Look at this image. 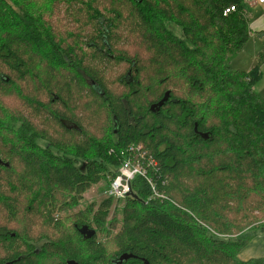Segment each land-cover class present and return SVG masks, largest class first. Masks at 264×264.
I'll return each mask as SVG.
<instances>
[{
	"label": "trees",
	"instance_id": "16d2710c",
	"mask_svg": "<svg viewBox=\"0 0 264 264\" xmlns=\"http://www.w3.org/2000/svg\"><path fill=\"white\" fill-rule=\"evenodd\" d=\"M245 1L42 3L52 16L63 11L61 36L36 11L38 0H27L31 10L0 0V25L4 9L18 31L0 39V88L17 91L12 104H0V125L20 124L11 152L0 155L8 165L0 168L6 185L0 223H23L19 198L25 190L35 193L22 236L12 230L14 236L0 237V264H47L49 253L59 256L50 264H115L123 254L131 258L122 264H264L238 259L254 238L245 232L264 234V225L252 226L264 219V103L253 89L259 65L243 73L228 67L249 36ZM63 119L76 129L62 126ZM126 161L144 167L151 185L139 177L132 190L137 199H115L112 215L120 219H108L111 197L74 214L71 224L96 230L91 238L81 239L72 225L78 244L69 233L58 238L60 213L78 207L100 182L108 188ZM37 218L52 227L51 237L34 232ZM24 236L43 241L42 249L24 250ZM108 243L115 250L106 259Z\"/></svg>",
	"mask_w": 264,
	"mask_h": 264
},
{
	"label": "rangeland",
	"instance_id": "374dc122",
	"mask_svg": "<svg viewBox=\"0 0 264 264\" xmlns=\"http://www.w3.org/2000/svg\"><path fill=\"white\" fill-rule=\"evenodd\" d=\"M46 2H49L50 4V0H38V4L36 5L35 8L37 12H39V14L42 16V19L43 20H46L48 24H51L53 26V29L55 30L56 28L59 30V35H61L62 33H64L66 31L67 28H61L60 25H64L65 24V20L63 19V16H62V13L63 11H59V13L57 14L56 16V13H53V16H52V10H51V7L50 9H46L44 6H41L42 3H46ZM17 3L19 4V7L20 6H23L25 9H33V7H29L27 5V0H17ZM8 4L9 5H12V7L14 8L13 10L17 11V8L13 3H11L10 1H8ZM48 4V5H49ZM3 15H6L4 16L5 17V23L0 25V39L2 40V37L7 33H15V32H18L17 29L14 28L12 22H10V18H8V14H7V11L6 10H2L1 11ZM49 16H52V18H50ZM56 16V17H55ZM9 21V22H8ZM167 26V25H166ZM171 28V29H175L173 26L169 25L168 28ZM174 32L176 33V36L180 37V33L177 29L174 30ZM63 36V35H61ZM236 56H233L231 59H230V63H228V67L231 71H239V72H245V68H247V66H245L244 63H238L236 61H242V56H239L237 58H235ZM40 58V57H39ZM40 60V59H38ZM118 74V73H117ZM114 76V75H112ZM15 86L13 85H7V87H3V88H0V104L2 105V107H7L8 104H12L13 100L16 98L15 94H17V91L14 89ZM21 88V87H20ZM15 90V91H14ZM14 93V95L12 94ZM12 95V96H11ZM16 100V99H15ZM44 100V99H42ZM46 101V100H44ZM204 110H205V113L208 111V115L211 113V107L213 108V105L208 107V96L206 95V97H204ZM202 101V102H203ZM87 102H90V97L87 99ZM78 103L80 104V106H82L83 103H85V101L81 100V102L78 101ZM202 109V108H201ZM204 119H205V116H204ZM4 123V121H3ZM6 123V124H5ZM4 123V127L3 128L1 125H0V155H2L4 152H11V147H9V145L13 144L16 139L14 138V135H15V132H16V129L17 127L20 126L19 122H14L10 119H8L6 122ZM40 145H44V141H41L39 143ZM130 152H135L137 153V150L133 147V146H130L129 149H128ZM134 168H140V166H135V165H131L128 169H129V173H130V179L129 181H126V180H121L123 178L122 175V171H121V168H119L115 173L114 175L112 176L111 174L108 175L107 177V180L110 176H112L110 179V182H114L115 184H119L120 183V186L125 188V189H128L126 190L127 192V195L126 197L128 198L129 197V194L132 193V190L135 191V182L137 179H139V177H142V176H139L138 173L140 172L138 170V172H134L132 169ZM15 171V172H13ZM12 173L14 175H17L16 173V169L15 167L13 166V170H12ZM11 173V174H12ZM12 174V175H13ZM20 174V173H18ZM11 175V176H12ZM127 177V176H125ZM3 178L0 177V190H5L6 188V185L4 184ZM140 180V179H139ZM117 182V183H116ZM15 184H18V182H14ZM25 185H29L28 182H23ZM19 185V184H18ZM135 185V186H134ZM110 186V184H109ZM108 186V187H109ZM35 194V193H34ZM34 194H31V192L28 190L26 191L25 190V193L21 195V197L19 198V204H18V207L17 209L21 208V214H20V217L22 218V221L23 223H19V224H15V223H11L10 225H8L7 227H5L2 223H0V228H5L6 230L10 231V232H13L12 230L14 231H20V235L22 236V228L25 227L24 225V222H29L31 219L29 218V216L27 215V212H26V209H28V202L29 201H32L33 197L32 195ZM133 194V193H132ZM59 195V193H58ZM152 198H153V193H152ZM108 188H107V183L105 184L104 182H100L99 184H97L96 186L92 187L90 190H88L84 195H83V198H82V201L80 203V205L78 207H74V208H70L65 214L62 212L60 213V216H59V219L61 220V222H58L59 224H57L55 227L56 230H58V235H56L58 238H60L59 236H64V234L66 233H69L71 235V241L72 242H75L76 244H78V238H76L73 233H72V230H71V223H76L77 219L74 218V214H76L78 211H80L81 209H83V207H85L86 205H92L94 207H98V205H100L102 202H104V200L106 201V199L108 198ZM125 197V198H126ZM124 198V199H125ZM129 198H132V197H129ZM113 199V198H112ZM58 202L61 201V192H60V195L58 196ZM114 203H115V199L112 200V206L110 208V213H109V217L108 219H111L112 217L116 216L117 219H120L119 217V214L117 213H113L112 215V208L114 206ZM19 211V213H20ZM53 215H55V218L58 217V213H53ZM19 217V216H18ZM33 220V219H32ZM1 221V220H0ZM35 223H32V226H33V229H34V232L37 233V234H42L43 231V235H47L49 237H51L50 233H48L49 231L52 230V227L49 225L47 226L46 225V221H44L43 218H37L34 220ZM118 221V220H117ZM264 219H257L256 222L252 225L254 228H257V227H262L264 225ZM2 222V221H1ZM46 225V226H45ZM115 233V231L112 232V235ZM100 235V234H99ZM210 236V234H208ZM256 235V236H255ZM245 236L246 237H254V239L252 238L250 240V242H248V244L241 250L239 251L238 253V259L240 260V262H250V261H256V260H260V259H264V243L261 244L262 242H260L257 238L258 237H263V235H260V232H256L255 229L253 228H250V230L247 232H245ZM52 237H55V236H52ZM206 237H208L206 235ZM104 235H100L98 236L97 240L100 242H104ZM106 241V240H105ZM20 244V242H19ZM40 244H38V246H36V249H38L37 247H39ZM113 250H115V243H108L105 245V251L106 253L104 254V257L106 259L110 258L109 257V254H112ZM59 256L57 255H54L52 253H49V255H46L44 258V262H46L47 264H50L52 262H56L57 258ZM105 259V263L107 262Z\"/></svg>",
	"mask_w": 264,
	"mask_h": 264
},
{
	"label": "crops",
	"instance_id": "0c3cea01",
	"mask_svg": "<svg viewBox=\"0 0 264 264\" xmlns=\"http://www.w3.org/2000/svg\"><path fill=\"white\" fill-rule=\"evenodd\" d=\"M244 19L249 30V36L235 58L242 56V61L236 62L237 64L244 63L247 66L245 72H249L256 64L259 65V79L253 89L258 98L264 103V59L259 62V56L264 52V4L245 1ZM257 239L262 242L261 244L264 243V236Z\"/></svg>",
	"mask_w": 264,
	"mask_h": 264
},
{
	"label": "flooded vegetation",
	"instance_id": "af4514ba",
	"mask_svg": "<svg viewBox=\"0 0 264 264\" xmlns=\"http://www.w3.org/2000/svg\"><path fill=\"white\" fill-rule=\"evenodd\" d=\"M86 81H87V87H90V89L93 91L95 89V87H96L95 84L91 80H89V79H86ZM124 81H126V82L130 81V72H127L126 76L124 77ZM152 108H153V106H152ZM60 124L62 126H64L68 130H70V129H76V128H73L72 127V126H74L73 123L71 121L66 120V119L65 120L64 119L61 120ZM1 167H5V164H3L0 161V168ZM83 169H85V168L82 167L81 170H83ZM72 226H73L72 227L73 233H77L78 234V230L81 227H87L88 230H94L95 231V234L94 235H96V230L90 228L87 224H82L79 227L76 224H72ZM9 235L10 236H14V234L9 233V231L6 230L5 228H0V237H6V236H9ZM81 239H88V238H84L83 236H81ZM23 242L25 243V244L22 243V245L24 247V248L23 247L22 248L24 250H26V249L29 250L31 248V249H33L34 252L40 251L42 249L43 245H44V243H42L43 241H38V243L37 242H34V241H27V239H26L25 236L23 237ZM38 244H40V246L37 247L38 249H36V246H38ZM67 262H74L75 264H77L74 260H65V263L64 264H67Z\"/></svg>",
	"mask_w": 264,
	"mask_h": 264
},
{
	"label": "built area",
	"instance_id": "2783aa9c",
	"mask_svg": "<svg viewBox=\"0 0 264 264\" xmlns=\"http://www.w3.org/2000/svg\"><path fill=\"white\" fill-rule=\"evenodd\" d=\"M246 1H249V2H252L254 4H264V0H246ZM234 10V8H230L228 10L225 11V14L232 12ZM137 150V153L140 152L139 149H136ZM131 162L130 161H126L123 165H122V168H121V171L123 173L122 177L123 179L121 180H126V181H129L130 179V173H129V167L131 166ZM139 166V164H138ZM134 172H138V170L140 171L138 173L139 176H142L144 178L147 179L148 183L151 185V180L149 178H147L145 175L146 171H145V168L144 167H140V168H134L132 169ZM127 176V177H125ZM117 183V182H116ZM126 190L128 189H125L123 187L120 186V183L119 184H115L114 182H110V186L108 187V196L113 198V199H116V200H121V199H124L127 195V192Z\"/></svg>",
	"mask_w": 264,
	"mask_h": 264
},
{
	"label": "water",
	"instance_id": "95a60500",
	"mask_svg": "<svg viewBox=\"0 0 264 264\" xmlns=\"http://www.w3.org/2000/svg\"><path fill=\"white\" fill-rule=\"evenodd\" d=\"M97 89V88H96ZM168 96V94L166 93L163 100L161 102H159L158 104L154 105L153 108H156L158 109L160 106H162L163 102L166 100V97ZM151 107V110L153 109ZM73 128H75L74 126H72ZM5 166H8L7 164H5ZM129 197H132L134 199H137V197L135 195H133L132 193L129 194ZM138 202H140V200H138ZM78 233L83 236L84 238H91L94 234H95V231L94 230H88L87 227H81L79 230H78ZM129 258H131L130 255H127V254H123L121 255L117 261H115L114 263L115 264H122L123 262L127 261ZM67 264H75L74 262H67Z\"/></svg>",
	"mask_w": 264,
	"mask_h": 264
}]
</instances>
